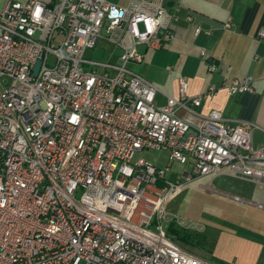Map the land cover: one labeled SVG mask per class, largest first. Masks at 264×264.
<instances>
[{"label": "built area", "instance_id": "2783aa9c", "mask_svg": "<svg viewBox=\"0 0 264 264\" xmlns=\"http://www.w3.org/2000/svg\"><path fill=\"white\" fill-rule=\"evenodd\" d=\"M177 11L165 0L0 8V264H219L174 242L167 205L203 176L264 185V142L252 143L248 121L200 111L214 86L189 95L180 77L178 95L157 105L155 85L125 68L142 62L138 46L174 39ZM185 18L195 36L209 34ZM99 40L121 50L116 63L85 58ZM224 88L253 90L249 76ZM148 150L166 151L165 165L135 157Z\"/></svg>", "mask_w": 264, "mask_h": 264}, {"label": "crops", "instance_id": "0c3cea01", "mask_svg": "<svg viewBox=\"0 0 264 264\" xmlns=\"http://www.w3.org/2000/svg\"><path fill=\"white\" fill-rule=\"evenodd\" d=\"M165 5L168 8L178 6V17L172 24L175 37L162 49L155 50L143 73H138L158 89L155 103L162 105L166 96L178 95L180 77L186 80L189 95L205 93L214 86L215 93L203 100L200 111L205 114L217 109L225 120L250 122L254 125L252 143H263L264 39H259L257 33L264 27V0H165ZM187 15H192L195 23L202 30H209V34L202 31L195 36L193 25L185 18ZM227 21L232 24L230 29L222 25ZM202 49L207 52L205 58L199 56ZM148 50L153 49H144L142 62ZM209 62L215 64L213 71L208 70ZM245 76L251 78L252 92L228 95L224 85L231 79ZM247 182L261 189L259 202H245L262 210L254 219L263 222L255 223L248 230L246 244L254 264H264V185ZM233 198L243 200L237 196ZM220 262L233 264L225 260Z\"/></svg>", "mask_w": 264, "mask_h": 264}, {"label": "rangeland", "instance_id": "374dc122", "mask_svg": "<svg viewBox=\"0 0 264 264\" xmlns=\"http://www.w3.org/2000/svg\"><path fill=\"white\" fill-rule=\"evenodd\" d=\"M7 0H0V8ZM114 3L126 4L127 0H107ZM145 47L138 46L139 53ZM155 50H148L147 57L141 64L128 62L125 68L143 73L150 55ZM121 50L101 40L97 45L85 52L87 60L97 62H117ZM88 66H85L87 68ZM95 67V66H94ZM100 71V67H96ZM113 74V70H109ZM142 156L153 161L157 166L166 163L167 152L164 150H148L135 157ZM173 171H182L177 163L171 164ZM210 176H203L185 182L180 191L169 201L167 213L173 218L175 226L189 234V241L184 243L173 238L174 242L188 252L205 260L222 264L220 260L233 264H254L250 259L245 235L255 223L262 224L258 218L262 210L245 202H259L261 189L258 185L243 179L233 178L228 175H218L212 180ZM237 196L242 201L234 200Z\"/></svg>", "mask_w": 264, "mask_h": 264}, {"label": "trees", "instance_id": "16d2710c", "mask_svg": "<svg viewBox=\"0 0 264 264\" xmlns=\"http://www.w3.org/2000/svg\"><path fill=\"white\" fill-rule=\"evenodd\" d=\"M167 230L168 233L172 236V238H175L176 240L184 243L189 241V234L186 233L184 230L177 228L175 226L174 221H171L169 223Z\"/></svg>", "mask_w": 264, "mask_h": 264}, {"label": "water", "instance_id": "95a60500", "mask_svg": "<svg viewBox=\"0 0 264 264\" xmlns=\"http://www.w3.org/2000/svg\"><path fill=\"white\" fill-rule=\"evenodd\" d=\"M168 5V4H167ZM38 65H39V61L36 63V68L38 67Z\"/></svg>", "mask_w": 264, "mask_h": 264}]
</instances>
